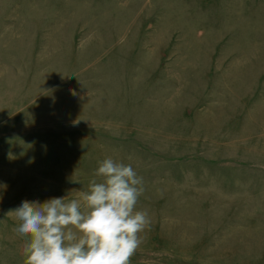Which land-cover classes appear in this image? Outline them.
<instances>
[{
	"label": "rangeland",
	"instance_id": "obj_1",
	"mask_svg": "<svg viewBox=\"0 0 264 264\" xmlns=\"http://www.w3.org/2000/svg\"><path fill=\"white\" fill-rule=\"evenodd\" d=\"M105 157L143 177L131 264H264V0H0V264Z\"/></svg>",
	"mask_w": 264,
	"mask_h": 264
},
{
	"label": "clouds",
	"instance_id": "obj_2",
	"mask_svg": "<svg viewBox=\"0 0 264 264\" xmlns=\"http://www.w3.org/2000/svg\"><path fill=\"white\" fill-rule=\"evenodd\" d=\"M144 190L130 163L105 157L76 198L23 201L7 216L27 238L24 264H131L150 225L148 211L137 208Z\"/></svg>",
	"mask_w": 264,
	"mask_h": 264
}]
</instances>
